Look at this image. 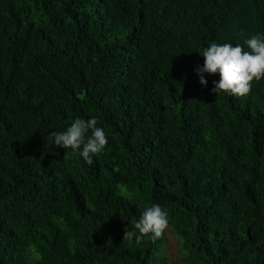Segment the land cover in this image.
Wrapping results in <instances>:
<instances>
[{"label": "trees", "instance_id": "trees-1", "mask_svg": "<svg viewBox=\"0 0 264 264\" xmlns=\"http://www.w3.org/2000/svg\"><path fill=\"white\" fill-rule=\"evenodd\" d=\"M254 34L264 0H0V264H264V79L196 73ZM92 116L89 165L49 135ZM153 203L175 255L124 239Z\"/></svg>", "mask_w": 264, "mask_h": 264}, {"label": "clouds", "instance_id": "clouds-1", "mask_svg": "<svg viewBox=\"0 0 264 264\" xmlns=\"http://www.w3.org/2000/svg\"><path fill=\"white\" fill-rule=\"evenodd\" d=\"M245 47L233 46L231 43H210L204 48L202 56L203 66L196 68L199 82L207 86L208 81L204 74L219 75V80L213 81L211 92L224 93L231 96L244 97L250 94L254 81L264 79V34H254L245 40ZM96 116L85 120L76 118L64 131H54L49 135L52 144L68 150L71 154L83 158L91 165L93 156L101 154L108 145V136L105 129L98 126ZM169 214L159 204L146 206L140 218L134 222L132 231L129 227L124 229V239H135L141 243L146 237L155 242L161 238L169 228Z\"/></svg>", "mask_w": 264, "mask_h": 264}, {"label": "rangeland", "instance_id": "rangeland-1", "mask_svg": "<svg viewBox=\"0 0 264 264\" xmlns=\"http://www.w3.org/2000/svg\"><path fill=\"white\" fill-rule=\"evenodd\" d=\"M165 236L167 237L166 247L165 250L173 252L175 255V249L177 250V239L173 236V234L170 232L169 228L165 231ZM177 256V254H176Z\"/></svg>", "mask_w": 264, "mask_h": 264}]
</instances>
